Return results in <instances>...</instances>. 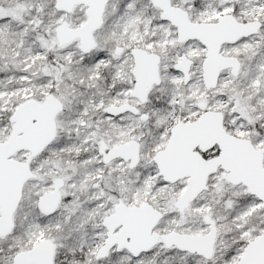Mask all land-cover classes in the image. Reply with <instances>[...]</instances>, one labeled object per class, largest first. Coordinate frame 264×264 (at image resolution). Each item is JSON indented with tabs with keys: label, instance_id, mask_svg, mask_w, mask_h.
I'll return each mask as SVG.
<instances>
[{
	"label": "snow or ice",
	"instance_id": "6c2138e0",
	"mask_svg": "<svg viewBox=\"0 0 264 264\" xmlns=\"http://www.w3.org/2000/svg\"><path fill=\"white\" fill-rule=\"evenodd\" d=\"M0 264H264V0H0Z\"/></svg>",
	"mask_w": 264,
	"mask_h": 264
}]
</instances>
